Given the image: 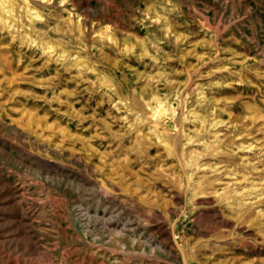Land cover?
I'll use <instances>...</instances> for the list:
<instances>
[{
	"label": "rangeland",
	"instance_id": "rangeland-1",
	"mask_svg": "<svg viewBox=\"0 0 264 264\" xmlns=\"http://www.w3.org/2000/svg\"><path fill=\"white\" fill-rule=\"evenodd\" d=\"M15 263L264 264V0H0Z\"/></svg>",
	"mask_w": 264,
	"mask_h": 264
},
{
	"label": "bare ground",
	"instance_id": "bare-ground-1",
	"mask_svg": "<svg viewBox=\"0 0 264 264\" xmlns=\"http://www.w3.org/2000/svg\"><path fill=\"white\" fill-rule=\"evenodd\" d=\"M72 6V5H71ZM3 13V12H2ZM5 13V12H4ZM79 15V14H78ZM106 26V25H105ZM79 27V26H78ZM79 30V29H78ZM105 30H107V29H105ZM81 31V30H80ZM96 32V31H95ZM114 84V83H113ZM112 84V85H113ZM115 89V88H114ZM159 109V108H158ZM162 110V109H161ZM163 112V111H162ZM152 114H153V112H152ZM154 115H156V113L154 114ZM156 117V116H155ZM179 124V123H178ZM5 184V183H4ZM9 184V183H8ZM8 187V186H7ZM22 190V189H21ZM24 190V189H23ZM24 191H26V190H24ZM10 192H12V191H10ZM15 194V193H14ZM17 196H18V194H17ZM21 197V196H20ZM17 200V199H16ZM23 200V199H22ZM24 201V200H23ZM17 203V202H16ZM19 204V203H18ZM17 204V205H18ZM47 218V217H46ZM30 235V234H29ZM21 237V236H20ZM69 251V250H68ZM27 254V253H26ZM38 256V255H37ZM40 257V256H39ZM15 258V257H14ZM29 258V257H28ZM6 259V258H5ZM33 261V260H32ZM86 262V261H85ZM16 264V263H15Z\"/></svg>",
	"mask_w": 264,
	"mask_h": 264
}]
</instances>
